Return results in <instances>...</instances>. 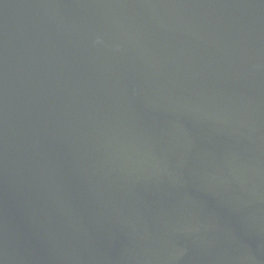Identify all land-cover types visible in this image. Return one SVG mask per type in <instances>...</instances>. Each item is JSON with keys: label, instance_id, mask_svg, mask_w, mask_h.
I'll list each match as a JSON object with an SVG mask.
<instances>
[{"label": "water", "instance_id": "water-1", "mask_svg": "<svg viewBox=\"0 0 264 264\" xmlns=\"http://www.w3.org/2000/svg\"><path fill=\"white\" fill-rule=\"evenodd\" d=\"M0 264H264V0H0Z\"/></svg>", "mask_w": 264, "mask_h": 264}]
</instances>
